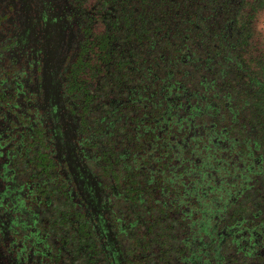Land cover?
Here are the masks:
<instances>
[{
	"label": "flooded vegetation",
	"instance_id": "1",
	"mask_svg": "<svg viewBox=\"0 0 264 264\" xmlns=\"http://www.w3.org/2000/svg\"><path fill=\"white\" fill-rule=\"evenodd\" d=\"M114 8L111 0H0V264H163L148 188L164 172L165 142L176 150L181 137L202 134L203 116L220 126L212 142L235 128L249 143V171L262 184L264 125L248 98L260 71L253 34V74L191 80L185 92L158 82L146 97L151 86L131 81L111 56ZM259 237L249 238L254 259L238 264L262 262Z\"/></svg>",
	"mask_w": 264,
	"mask_h": 264
},
{
	"label": "trees",
	"instance_id": "2",
	"mask_svg": "<svg viewBox=\"0 0 264 264\" xmlns=\"http://www.w3.org/2000/svg\"><path fill=\"white\" fill-rule=\"evenodd\" d=\"M111 1L116 42L111 56L131 81L137 79L141 88L151 86L146 97L158 82L164 89L175 84L185 92L191 80L206 86L211 76H228L237 69L253 74L248 63L253 61L249 55L253 32L247 0ZM258 2L264 7V0ZM256 60L257 88L248 98L258 103L253 118L257 115L255 121L264 125V60ZM201 122L203 133H192L188 140L181 137L184 143L176 150L165 142L164 172L156 173L148 188L155 209L150 231L157 234L154 248H161L163 264H224L226 259L238 264L241 258L254 259L250 236L259 234V243L264 244V177L261 185L253 183L249 143L236 139L235 128L222 139L228 145L214 143L211 134H221L220 126H210L206 116ZM257 127L264 139V128ZM162 217L158 232L157 220ZM258 259L264 264V256Z\"/></svg>",
	"mask_w": 264,
	"mask_h": 264
},
{
	"label": "rangeland",
	"instance_id": "3",
	"mask_svg": "<svg viewBox=\"0 0 264 264\" xmlns=\"http://www.w3.org/2000/svg\"><path fill=\"white\" fill-rule=\"evenodd\" d=\"M248 2L247 12L250 14L254 25L252 27L254 32L251 53L254 58L258 57L264 60V7L257 3L251 4V0Z\"/></svg>",
	"mask_w": 264,
	"mask_h": 264
}]
</instances>
